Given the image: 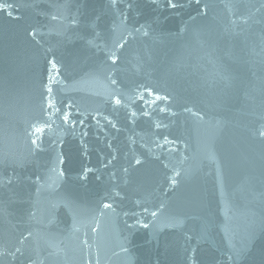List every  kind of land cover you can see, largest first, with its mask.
<instances>
[{
    "label": "water",
    "instance_id": "obj_1",
    "mask_svg": "<svg viewBox=\"0 0 264 264\" xmlns=\"http://www.w3.org/2000/svg\"><path fill=\"white\" fill-rule=\"evenodd\" d=\"M0 264H264V0H0Z\"/></svg>",
    "mask_w": 264,
    "mask_h": 264
},
{
    "label": "snow or ice",
    "instance_id": "obj_2",
    "mask_svg": "<svg viewBox=\"0 0 264 264\" xmlns=\"http://www.w3.org/2000/svg\"><path fill=\"white\" fill-rule=\"evenodd\" d=\"M145 34H146V33H145ZM116 59H117V57H116V56H113V57H112V62H113V63H116ZM149 95H153V93H152L151 91H149ZM162 99H163V100H167L168 98H167V97H161V96H159V95H156V96H155V100H156V101H159V100H162ZM116 104H117V105L120 104V100H119V99H117ZM160 111L163 112V111H165V109L161 108ZM134 115H135V113H133V116H134ZM144 115L147 116L148 113L145 112ZM156 127H160V125L157 124ZM34 142H35V141H34ZM165 143H166V144H167V143H171V141H169V140L165 137ZM161 146H162V145H161ZM140 163H141L140 160H136V164H140ZM61 174H63V173H61ZM173 183H175V181H173ZM104 207H105V208H110L111 205H110V204H105Z\"/></svg>",
    "mask_w": 264,
    "mask_h": 264
}]
</instances>
